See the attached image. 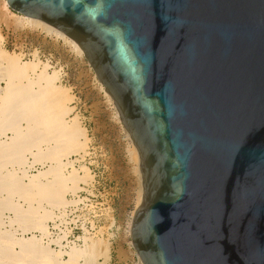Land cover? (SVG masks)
<instances>
[{"label": "water", "instance_id": "1", "mask_svg": "<svg viewBox=\"0 0 264 264\" xmlns=\"http://www.w3.org/2000/svg\"><path fill=\"white\" fill-rule=\"evenodd\" d=\"M82 51L141 159L142 264H264V0H6Z\"/></svg>", "mask_w": 264, "mask_h": 264}, {"label": "rangeland", "instance_id": "2", "mask_svg": "<svg viewBox=\"0 0 264 264\" xmlns=\"http://www.w3.org/2000/svg\"><path fill=\"white\" fill-rule=\"evenodd\" d=\"M9 12L13 13L14 15H10L11 16L10 17L8 15L10 14ZM49 32H50L49 30H47L46 28H42V26L37 22L21 17V15L11 11L7 7L5 0H0V38H1L0 56H4V58H8V59L18 58L20 64L27 63L32 67L36 65L37 66L36 72H38L39 70L40 71L43 70L44 73L47 75L52 74L54 72H58L59 75L58 82L56 81L52 83L53 87H51L52 86L51 83H47L44 80H39L35 75V73L33 72L27 73L26 76L18 78V76L13 72L14 70L8 69L6 65H5L6 68L5 69L4 65L0 64V81L3 82L2 85L0 86V106H2V102H3L2 99L5 96H8L9 93L8 91L15 90L18 88H28V89H32V91L35 93L38 91V94H40L39 102L35 103V106L37 105L38 106L37 107L34 106L33 107L34 110L38 109L40 104L42 107V108L40 107L41 111L36 110L35 112L34 110H32L33 109L32 108L31 109L32 111L30 110L28 112V115L32 114L31 121H29L28 123L25 121L12 122L13 126L15 127L16 125L20 124L16 128H18L21 133V139L20 138L18 139V143H21L22 141L21 144L18 143L16 144V142H12L13 140L17 141V139H15L16 134L13 138L15 132L14 128L13 129L3 128L0 131V144L2 145V146L0 145V173H1L0 176L2 175L1 176L2 178L0 177V179L8 180L10 178H14L16 179V183L20 185L24 183H28L30 181L48 183V181H54L53 178L54 179L56 178L52 176L51 170L54 169L55 167H59V169L61 168L60 171L58 168H55L54 170L56 172L58 171L57 173L58 174L60 173L62 177L67 176L68 173H71L72 171L73 172L75 171L80 177H82L83 180L84 179L85 181L90 180L89 174L87 172L86 174H83L80 170L81 169L80 167L83 165H80L78 168L72 167L71 170H67L66 167L63 166V163H66L65 160H67L70 156L78 155L81 152L85 151L87 148V144L104 149L108 153V156L111 157V160L109 161L97 155L93 160H91V163H93L92 168L96 172L98 170L99 172H101L100 169L101 166H106V167L110 166V169L112 170L114 177L117 179L116 183L119 188L118 191L119 195L115 201V217L117 223L121 225L122 230L119 233V237L118 239H116V242H114L113 246L124 241L126 245L129 247V255L125 257L126 264H137L136 254L131 246L130 233H129L133 213L142 200V197L140 200L141 187L139 181L140 173L138 171V165H137L138 161L137 160L135 161V159L133 158L135 156V152H134L135 147L129 140L120 120L118 119L115 107L112 105V102L104 92L101 84L96 79L92 69L90 68V66L88 65L82 54H79L70 45L68 40L64 38L61 39V37H58L55 34L53 35L52 32H50L51 34H49ZM52 88L54 89L53 92H52ZM42 89H44V91ZM45 89L48 91H46ZM50 89L51 91H49ZM45 92L46 93L49 92L48 93L49 97H53V99L46 98V96L48 95ZM53 94L57 96L56 100L54 99V97L56 96ZM46 99H49L50 101ZM52 100L53 102L48 104V102H51ZM59 101H63V103L59 105L54 104L55 102H59ZM42 103H46V105L48 104L47 105L48 107L46 105L45 106L46 108H48L49 113H51L54 110L53 111L54 114H50V117H48L49 122L52 121L53 123L51 122L52 124H50L46 122L47 125L49 124L48 125L49 128L48 126L44 127L46 124L43 122L48 120H46L47 118L44 119L42 117H45V115L49 116V113L48 111H46L47 109L45 108V106H42ZM43 107L46 110H43L44 109ZM63 110L65 112H63ZM68 111L69 114L67 115L66 113ZM42 112H44L45 115ZM57 112L58 113L61 112L62 116L61 115L59 116ZM88 112L92 114V118H93L92 120L86 119V116H88ZM39 113L42 115L39 116L40 115ZM56 113L58 115H55ZM37 116H39V118L36 119H40L42 122L35 119V117ZM52 116L53 117L59 116V117L56 118L54 117L53 119ZM58 118H60V120H58ZM73 118L75 119L73 120ZM32 120L37 121V122L35 121L34 126L38 128L39 131H41L43 127L45 130L47 128L48 131H45L43 129V131H41L42 133L41 135L39 131L34 130L36 128L32 125L34 123L32 122ZM57 122L60 125H58ZM30 123L32 124L30 125ZM39 123L41 124L43 123L42 125L43 127L40 126V128L42 127L41 129L39 128ZM53 124L59 127L53 126ZM65 124L67 126L68 125L70 126L69 129ZM63 125L66 126L67 129ZM31 126L33 129L31 128ZM50 127L53 130L50 129ZM54 128H58V129L54 130ZM33 130L35 132H32ZM66 130L69 133L72 130L79 131L78 132L79 136H77V140H75L77 144H75V141L66 139L68 136L65 138L66 142L63 141L62 139L64 143H62V141L60 143V144H64L65 146L59 144L60 141H58L57 137L61 135L60 132L62 131L64 132L62 133V135L63 134L66 135L67 134V132L65 133ZM28 132L31 136L28 135ZM37 132H39V134H37ZM32 133H35L36 137L33 136ZM48 133L50 135H48ZM51 133H53V135ZM57 133L60 134L57 135ZM51 135L57 137L54 138ZM80 135L82 136L83 140L81 139ZM40 136L42 138L44 136L47 142L46 140H43ZM49 136L52 139H50ZM63 136L59 137V139L65 137ZM23 137L24 139H22ZM26 137L31 138L32 141L35 142L34 145L22 149L20 147L21 153L19 152L14 154L15 152L13 153V149L19 148L20 145L22 146L24 143L23 140H27ZM39 138H41L42 140ZM47 138L51 140V142L48 141ZM38 139L40 142H38ZM55 139L58 141V144L56 143L57 141ZM87 139L90 140L88 141ZM85 140L87 141L85 142ZM11 142L13 143V145ZM14 143L17 148L15 147ZM55 143L58 145V148H56L57 145L55 146ZM8 145L10 146L12 145L14 147L12 146L11 148L9 147L10 149L9 150L7 148ZM68 145H70L71 147H69ZM60 146L63 147V149L61 150H64L65 154H62V152L60 151L59 149ZM54 147L61 152V153L56 152L57 155L59 154L58 155L59 158L56 157L57 155L55 154V152H53L56 151ZM64 148L65 149L69 148V150L70 151L72 150L73 152L72 151L68 152L67 149L68 154H66L67 152ZM8 151L10 152V154L5 155L7 154L6 152ZM41 153H43V155ZM53 154H55L56 159L54 157H51L53 156ZM37 156L39 158H37ZM19 160H21V163ZM54 160H58L59 162H53ZM20 191H18L15 194V196L14 195L12 196V198L10 199V203L11 205L12 204L17 205L18 207H20L22 213L29 215V213L31 214V212H34V209L37 208V204H34L31 201L32 199L30 200V197L32 198L33 196H35V193H37L38 190L37 188H30L27 190H20ZM24 192H26V195L24 194ZM18 193L19 195H17ZM7 194L9 195V192H7ZM7 194L4 191L0 192V203L7 201V197H8ZM67 194L63 196L62 202L67 196ZM24 195L25 197L29 196V198H25ZM40 203L42 205V209L49 210V205L47 203L42 201ZM1 208H0L1 211L0 217L4 222L3 225L0 226L1 231L4 232L14 231L16 232L15 233L17 235L16 237L28 238L31 237V235H33L32 233L33 231H28L27 233L21 232V225L16 221L14 222L15 215L14 213L11 212V209L9 208L8 204ZM54 210L55 208L52 209L51 216ZM40 212H42V210L39 211V215L41 214ZM7 215L9 216L6 218L5 216ZM50 218L43 221L44 223L42 224V227L45 226V224L50 220ZM38 232L40 231L38 230ZM94 240H96L99 245L107 244V242L105 240H102L101 238H95ZM113 246H111L110 248L109 259L107 261H104V263L106 264H114V260H116L115 259L116 254L114 253ZM95 252L94 254H96L97 257L99 253L97 252L95 253ZM102 254L103 253H101V255ZM93 260L87 261L85 263L80 260L78 264H93Z\"/></svg>", "mask_w": 264, "mask_h": 264}, {"label": "bare ground", "instance_id": "3", "mask_svg": "<svg viewBox=\"0 0 264 264\" xmlns=\"http://www.w3.org/2000/svg\"><path fill=\"white\" fill-rule=\"evenodd\" d=\"M5 3H6V0H5ZM6 5H7V3H6ZM7 7H8V5H7ZM21 17H24V16H21ZM24 18H26V17H24ZM27 19L32 20L34 22H37L38 24H40L42 26V28H46L47 30H49L50 32H52L53 35L55 34L56 36L61 37V39L64 38V39L68 40V42L70 43V45L79 54H82V51L77 47L76 44H74V42L71 39H69L68 37H66L64 34H62L61 32H59L55 28H53V27H51V26H49L47 24H44L43 22H41L39 20H36V19H31V18H27ZM50 32H49V34H51ZM0 53H1V50H0ZM82 56H83V54H82ZM7 57H9V56H7ZM0 64L1 65H4V68H5V65H6V67L8 69L14 70L13 72L18 76V78H21L23 76H26L27 73L33 72V73H35V75L37 76V78L39 80H44L47 83H51L52 84V83H54L56 81L58 82V79H59L58 72H54V73L48 74V75L45 74L43 70L42 71L39 70L38 72H36V70H37V66L36 65L34 67H32V66L28 65L27 63H21L20 64L18 58L17 59H15V58L14 59H12V58L11 59H8V58H4V56H0ZM51 87H53V84H52ZM42 90L44 91V89H42ZM46 91H48V90H46ZM49 91H51V89ZM53 91H54V89L52 88V92ZM8 92H9L8 93V96H5L2 99L3 100L2 106H0V131L3 128H5V129L6 128H8V129H13L14 128L15 129V132H14L13 138H14V136L16 134L15 139H17V141L13 140L12 142H16V144H17L18 143V139L19 138L21 139V133H20L19 129L16 128V127H18L20 124L19 125H16V127H15V126H13V123L12 122L25 121V122L28 123L29 121H31L32 114L29 113L30 115H28V112L35 106V103L39 102V100H40L39 99L40 98V94H38V91L35 93V92L32 91V89H28V88H18V89H15V90H10ZM48 93H46V94L48 95ZM55 94H53V95H55ZM60 96H61V94H60ZM64 96H66V95H64ZM46 98H52L53 99V97H49V95L46 96ZM108 98L110 99L109 96H108ZM54 99L56 100L57 99V96L54 97ZM46 100H49V99H46ZM110 101L112 102L111 99H110ZM52 102H53V100L51 102H48V104L49 103H52ZM61 103H63V101L55 102L54 104L59 105ZM45 105H46V103H42V106H45ZM112 105L114 106L113 102H112ZM37 106H35V107H37ZM46 106H45V108H46ZM40 107H41V104L38 107V109H35L34 110V108H33L32 110H34L36 112V110H40L42 108V107L41 108ZM45 108L43 110H46L47 109L46 111H48V108H46V109ZM66 110H67V108H66ZM70 110H72V109H70ZM53 111L51 113H49V111H48L49 116L45 115L44 112H42L45 115V117H42V118H44V119L47 118L46 120H48L49 119L48 117H50V114H54ZM63 112H65V111L63 110ZM57 113L55 115H58V114H59V116L61 115V112L58 113V114ZM116 113H117V111H116ZM66 114L68 115L69 114V111ZM41 115L42 114H40L39 116H41ZM39 116L35 117V119L36 118H39ZM59 116H54V117L56 118V117H59ZM117 116H118V119H119L118 113H117ZM54 117H53V119H54ZM74 119L75 118H73V120ZM33 120H32V122H34V123L33 124L30 123V125L32 124L33 126H34L36 120H39L40 122H42L40 119H36L35 121H33ZM58 120H60V118H58ZM73 120H71V121H73ZM46 122H48L50 124L53 123L52 121H51L52 123L49 122V120L48 121H45L43 123L46 124ZM76 122H77V120H76ZM43 123L42 124L39 123V128H40V126L43 125ZM55 124H56V122H55ZM55 124H53V126L59 127V126H57ZM48 125L46 124L44 127H47ZM58 125H60V124L58 123ZM28 126H29V124H28ZM53 126H52V128H53ZM66 126H64V127L66 128ZM26 127H27V125H26ZM44 127H43V129H44ZM69 127L70 126L68 125L67 128L69 129ZM31 128H32V126H31ZM48 128H49V126H48ZM52 128L50 127V129H52ZM43 129H41V131H43ZM55 129L57 130L58 128H54V130ZM71 129H72V127H71ZM34 130L39 131L38 128H36ZM34 130L32 132H35ZM75 130H77V129H75ZM75 130L70 131V133L67 132V130H66L65 133L67 132V134L66 135L63 134L65 137L62 135V133H64L63 131L60 132L61 135H59L60 133L59 134L57 133V135H59V137H61V136L64 137V138H60L61 139L60 140L59 137H57L55 135L58 138V141H60L59 144L61 143L62 139L65 142H66V139H68V140L70 139L71 141L77 140V136H79L78 135V132L79 131H75ZM41 131H39V132L41 133ZM45 131H48L47 128H46ZM80 131H81V129H80ZM39 132H37V134H39ZM32 134H33V136L36 137V134L35 133H32ZM51 134L53 135V133H51ZM28 135L31 136L29 134V132H28ZM41 135H42V133H41ZM48 135H50V134L48 133ZM126 135L128 136V138L130 140V136L127 133H126ZM33 136H32V138H33ZM44 136H43V138L41 136L40 137L43 140H46L44 138ZM52 137H54V136H52ZM56 137H54V138H56ZM41 138H39V139H41ZM22 139H24V137ZM39 139H38V142H40ZM50 139H52V138L50 137ZM81 139H82V136H81ZM87 140L89 141L90 139H87ZM87 140H85V142ZM48 141L51 142V140H49V139H48ZM58 141L56 142L57 144H58ZM63 141H62V143H64ZM19 142H20V140H19ZM23 142H24L23 145L22 146L20 145L19 148H17L16 145H15V143H14L15 147L17 148V149H15V148L13 149V153L15 152L14 154L19 153L21 151L20 150V147H21V149L22 148H25V147L27 148L28 146H32L35 143V142L32 141L31 138H27V140H23ZM46 142H47V140H46ZM21 143H22V141H21ZM21 143H18V144H21ZM56 143H55V146L57 145ZM131 143H132V141H131ZM3 144H5V143H3ZM65 144H67V143H65ZM75 144H77L76 141H75ZM12 145H13V143H12ZM36 145H38V144H36ZM60 145L65 146L64 144H60ZM11 146L8 145L7 148L9 149V147L11 148ZM62 146H60L59 149L62 152V154H65L64 150H61V149H63ZM68 146L71 147L70 145H68ZM12 147H14V146H12ZM56 148H58V145H57ZM56 148L54 147V149H56ZM87 148H88V144H87ZM87 148H86V150H87ZM67 149H68V152H69L70 151L69 148H66L65 149L66 152H67ZM57 150L58 149H56V151H53V152H55V154H56V152H60L59 150L58 151ZM86 150L83 151V152H81L78 155H82V154L86 153ZM68 152L66 154H68ZM76 152H78V151H76ZM134 152H135V156L133 158L135 159V161L136 160L138 161L137 165H138V171L140 173V177H139L140 187H141V189H140L141 190L140 200H141V197H142L141 202L139 200L140 204H139V206H137V208H138V207H140V206L143 205V196H144V194H142V192H143V186H142V174H141V159H140L139 152H138V150L136 148L134 149ZM9 154H10V152L8 151V153L5 154V155H9ZM41 154L43 155V153H41ZM55 154H53V156H51V155L50 156L55 158ZM58 155L56 157L59 158ZM37 158H39V157L37 156ZM48 158H49V156H48ZM134 159H133V161H134ZM19 161L21 163V160H19ZM53 162H59V161L58 160H54ZM17 163H18V160H17ZM63 166L66 167V163H63ZM85 167H84V165L81 166L80 167L81 168L80 170H81V172L83 174H86V172H87L89 174V176H90V179H91V174H90L88 168L86 167L87 168L86 169ZM55 168H58L59 169V167H55ZM54 169L51 170V174H52L53 177H56V178L55 179L53 178L54 181H48V183L37 182V181H30L28 183H24V184L20 185V184L16 183V179H14V178H10V179L7 178L8 180L0 179V192H3L4 191L6 194H7V192H9V195L7 194V196H8L7 197V201L1 202L0 203V208L8 204L9 208L11 209V212L14 213V215H15L14 216V222L16 221L17 223H19L21 225V232L22 233H27L28 231H33L32 232L33 235H31V237L24 238V237H16L17 235L15 234L16 232H14V231L13 232H8V231H5L4 232V231H1L0 230V264H78L80 260L85 263V262L91 261L93 259H94L93 260V264H97L98 261H99V259H102L103 262L104 261H107L109 259V253H110L111 245L107 241H106L107 244L99 245L98 242L96 240H94L95 238L85 239L84 240V244L82 246L71 248L66 253V258H62V256H63L62 253H59V252L53 250L52 248H49L48 246L44 245L41 242V238L35 235V233H39L41 235H43L45 233V231H46V224L47 223L45 224L44 227H42V224L44 223L43 221L50 218L51 212H52V209L53 208L57 209V208H60V207H62L64 205L65 199L62 202L63 196L65 194H67V193L70 194V193L77 192L79 190V187L78 186L81 183H84V182L87 181V180L85 181V179L83 180L82 177H80L75 171L74 172L72 171L71 173H68L67 176L62 177L61 174L60 173L58 174L57 173L58 171L56 172ZM60 169H59V171H60ZM30 188H37V190H38V192L35 193V196H33L32 198L30 197V200L32 199L31 201L34 204H37V208L36 207H35L36 209L33 208L34 209V212H31L30 211L31 209H30L29 211L31 212V214L29 213V215H28V214L22 213L21 210H20V207H18L17 205H14V204L11 205L10 199L12 198L13 195L15 196V194L18 191H20V190H27V189H30ZM24 194L26 195V192H24ZM17 195H19V193ZM25 195H24V197H25ZM25 198H29V196L28 197H25ZM41 201L42 202H45V203H47L49 205V210L42 209V205L40 203ZM33 209H32V211H33ZM41 210H42V212H40L41 214L39 215V211H41ZM52 215H53V213H52ZM0 216H1V211H0ZM51 218H52V216H51ZM3 223L4 222H3L2 218L0 217V226H2ZM130 228H131V224H130ZM38 230L40 232H38ZM129 233H130V231H129ZM105 250H106V253H105ZM95 251L97 253H99V255H97V257H96V254H94ZM101 253H103V254L101 255ZM138 264H142V262L139 259H138Z\"/></svg>", "mask_w": 264, "mask_h": 264}, {"label": "built area", "instance_id": "4", "mask_svg": "<svg viewBox=\"0 0 264 264\" xmlns=\"http://www.w3.org/2000/svg\"><path fill=\"white\" fill-rule=\"evenodd\" d=\"M2 83L0 81V86ZM97 155L111 160L104 149L91 145L86 153L65 160L67 170L86 166L91 179L81 183L77 192L67 194L64 205L53 211L43 235L35 233L44 245L62 253V258H66L71 248L82 246L89 238H101L113 246L122 230L115 217V201L119 195L117 179L110 166H101V172L92 168L91 160ZM97 264L106 263L99 259Z\"/></svg>", "mask_w": 264, "mask_h": 264}, {"label": "crops", "instance_id": "5", "mask_svg": "<svg viewBox=\"0 0 264 264\" xmlns=\"http://www.w3.org/2000/svg\"><path fill=\"white\" fill-rule=\"evenodd\" d=\"M8 15L10 16L14 14L10 13ZM86 119L92 120L93 119L92 114L88 112V116H86ZM113 248H114V253L116 254L115 256L116 260H114V264H126L125 257L129 255V247L126 245V243L122 241L121 243L113 246ZM137 264H138V259H137Z\"/></svg>", "mask_w": 264, "mask_h": 264}]
</instances>
